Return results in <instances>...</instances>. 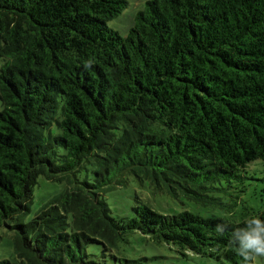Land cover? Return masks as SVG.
Returning <instances> with one entry per match:
<instances>
[{
	"label": "trees",
	"instance_id": "16d2710c",
	"mask_svg": "<svg viewBox=\"0 0 264 264\" xmlns=\"http://www.w3.org/2000/svg\"><path fill=\"white\" fill-rule=\"evenodd\" d=\"M126 7L0 0V227L14 253L0 264H95L94 248L139 264L116 255L134 234L245 264L229 241L264 220L241 201L259 181L264 204V0H147L121 36L108 22ZM129 176L182 204L244 205L232 221L135 197L117 219L104 193ZM40 177L63 189L26 220Z\"/></svg>",
	"mask_w": 264,
	"mask_h": 264
},
{
	"label": "rangeland",
	"instance_id": "374dc122",
	"mask_svg": "<svg viewBox=\"0 0 264 264\" xmlns=\"http://www.w3.org/2000/svg\"><path fill=\"white\" fill-rule=\"evenodd\" d=\"M145 1L147 0H126V9L119 16L111 19L108 22V27L118 32L121 36H126L133 24L135 14L143 9ZM253 164L262 165L260 161H255L251 165ZM255 167H257V165L252 166V168ZM260 170L262 171V168ZM260 170L254 172V176L257 179L263 176ZM248 183L250 184L241 195V201L251 207L254 212H259L264 209L261 193L263 183L259 181H251ZM62 189L63 185L52 183L40 177L38 179V185L34 190L33 204L26 220L33 218L40 206ZM229 191L234 192V190ZM135 197H137L141 203L149 206L152 210L164 215H172L177 212H182L183 210H190L200 213L203 216L224 215L232 221L238 220L244 205L239 203L232 210H224L212 207L204 208L188 201H184L182 204L173 201L166 194L154 193L147 182L140 183L132 176L127 178V183L125 185L117 186L104 193V199L110 208L111 215L117 219L133 217L132 207L138 204ZM221 198L224 202L230 200V197L227 195L225 197L221 196ZM91 251L95 254L92 258L95 264H116L112 262L109 255L102 257L101 249L94 248L91 249ZM116 255L117 257L119 256V258L139 260V264H227L225 262L193 254L184 257L177 253L173 247L170 248L165 244H154L146 237L144 238L139 234H134L129 237L128 244L122 245L119 253L116 252ZM13 257L12 234L4 227H0V260ZM257 264H264V258H259Z\"/></svg>",
	"mask_w": 264,
	"mask_h": 264
},
{
	"label": "clouds",
	"instance_id": "9594fccd",
	"mask_svg": "<svg viewBox=\"0 0 264 264\" xmlns=\"http://www.w3.org/2000/svg\"><path fill=\"white\" fill-rule=\"evenodd\" d=\"M225 230V225H218L216 229L220 234ZM229 242L245 264H257L259 258H264V220L258 217L245 219L244 227L233 229Z\"/></svg>",
	"mask_w": 264,
	"mask_h": 264
}]
</instances>
